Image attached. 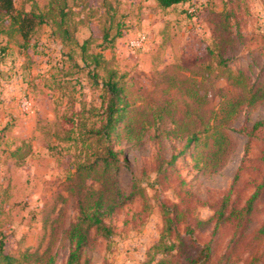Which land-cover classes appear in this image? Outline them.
Returning <instances> with one entry per match:
<instances>
[{"label":"rangeland","instance_id":"374dc122","mask_svg":"<svg viewBox=\"0 0 264 264\" xmlns=\"http://www.w3.org/2000/svg\"><path fill=\"white\" fill-rule=\"evenodd\" d=\"M49 3L15 0L22 11ZM66 4L68 40L51 19L25 48L16 35L0 37V251L22 264L50 256L66 264L79 202L105 181L106 190L137 193L105 220L112 238L93 236L82 264L179 260L176 250L155 246L180 238L185 256L210 244L214 262L264 264V99L244 102L250 96L217 65L223 59L244 71L253 91L264 90V0H193L165 10L156 0ZM110 70L123 76L129 107L110 141L119 169L104 179L77 165L86 154L81 123L100 127ZM254 195L242 225L215 217L224 203L228 217ZM165 210L180 219L170 233Z\"/></svg>","mask_w":264,"mask_h":264},{"label":"trees","instance_id":"16d2710c","mask_svg":"<svg viewBox=\"0 0 264 264\" xmlns=\"http://www.w3.org/2000/svg\"><path fill=\"white\" fill-rule=\"evenodd\" d=\"M192 1L156 0L158 7L163 10ZM61 3L62 5H60ZM66 7V0H62L61 2L50 0L46 11L40 12L35 9L22 11L17 9L15 0H0V37L4 33L10 37L16 35L20 39V47L25 48L36 29L51 19L56 27L55 33L57 32L58 35L60 33L59 36H61L63 41H66L70 38L66 21V17L70 11H66ZM3 24L8 25L9 29L7 31L2 29ZM117 37H120V33ZM85 45L86 43L82 45L83 50L85 49ZM100 58V54L92 57L93 69L91 71L95 72L100 67ZM217 65L221 70L220 74L222 77L227 78L235 86L242 88L246 95L250 96V98H245L246 100L244 102H247L249 105H254L264 99V90L253 91L249 77L244 71L239 70L233 72L231 69H227L223 59H219ZM122 79L123 76H118L116 71H108L107 79L102 85L106 97L104 96L102 101L104 111L100 127L86 129L85 123H81L83 129V132L80 133V141L83 146L81 152L86 154L84 161L79 162L77 165V170L80 172L88 174L97 173L101 178L106 179V176L113 170L119 169V158L110 145V141L111 136L117 132L118 124L126 117L127 108L129 107L127 97L124 95V86L121 84ZM237 107L239 106L234 105V109H237ZM193 140H197L195 134L192 135L189 142ZM97 145H102V147L98 148ZM178 157L172 156L168 164H173ZM91 158L93 159L91 160ZM262 161L264 163V158ZM102 185L103 188L87 193L85 198L79 202L78 214L66 231V238L69 243V255L66 264H82L83 253L85 249L90 247L93 236L110 241L113 230L106 224L105 220L110 218L124 204L132 201L137 193L135 188L127 194L121 190L109 189L108 187L106 190L105 181H102ZM255 199L256 195L252 196L245 207L242 209H234L228 217H224L227 210L224 203L220 210L215 213V217L223 223L237 222L238 226L242 225L249 219ZM164 214L165 232L170 233L174 223H180L179 215L176 213V210L173 212L175 214L174 218L169 217L167 210L164 211ZM202 225L205 228L207 223H202ZM179 240V245L175 243L168 245L161 240L155 248L163 249L164 253H171L176 250V259L180 260L181 258L182 260H172L166 255L158 264H229V259L225 260V262L222 259L217 262L213 261L210 244L197 248L190 256H185L182 253V249H180L185 246V243L181 238ZM54 263L55 258L50 256L47 264ZM0 264H22V261L19 258L4 254L0 251Z\"/></svg>","mask_w":264,"mask_h":264}]
</instances>
